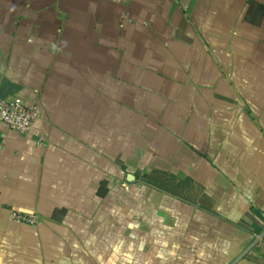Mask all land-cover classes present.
Returning <instances> with one entry per match:
<instances>
[{"label": "crops", "instance_id": "crops-1", "mask_svg": "<svg viewBox=\"0 0 264 264\" xmlns=\"http://www.w3.org/2000/svg\"><path fill=\"white\" fill-rule=\"evenodd\" d=\"M0 79V264H264V0H0Z\"/></svg>", "mask_w": 264, "mask_h": 264}, {"label": "built area", "instance_id": "built-area-1", "mask_svg": "<svg viewBox=\"0 0 264 264\" xmlns=\"http://www.w3.org/2000/svg\"><path fill=\"white\" fill-rule=\"evenodd\" d=\"M38 116L36 103L28 102L15 93L0 99V125L5 124L19 133H26ZM43 143V137L37 134V144L43 145ZM9 217L14 222L31 226L36 225L38 221L36 214L16 210H11Z\"/></svg>", "mask_w": 264, "mask_h": 264}, {"label": "water", "instance_id": "water-1", "mask_svg": "<svg viewBox=\"0 0 264 264\" xmlns=\"http://www.w3.org/2000/svg\"><path fill=\"white\" fill-rule=\"evenodd\" d=\"M18 89V85L11 83L7 80L0 79V99L14 94Z\"/></svg>", "mask_w": 264, "mask_h": 264}]
</instances>
